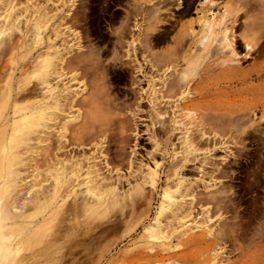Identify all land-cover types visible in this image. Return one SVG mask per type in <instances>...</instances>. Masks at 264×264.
<instances>
[{
    "label": "rangeland",
    "instance_id": "rangeland-1",
    "mask_svg": "<svg viewBox=\"0 0 264 264\" xmlns=\"http://www.w3.org/2000/svg\"><path fill=\"white\" fill-rule=\"evenodd\" d=\"M10 1L15 6L14 10L4 15L16 14L19 22H15L14 27H9V22L5 30L2 28L5 32L0 48V132L5 130L7 133L9 130L15 106L38 101L42 96L40 81L31 74L32 69H27L25 73L18 70L17 62L21 61V55L29 51L26 46L30 39L27 38L25 47L18 40L20 31L29 29L25 21L38 19L41 26L37 23L36 27L42 28V32L48 13L62 14L61 11L71 9L75 18L64 20L60 32L66 33L62 38L67 41L64 44L81 47L76 63L79 69L72 72L77 74L79 81L72 88L80 92V106L77 105L72 113L78 114L79 118L72 125L78 123L75 126L78 128L76 136L83 142L85 138L88 145L77 147L67 144L63 152L67 159L73 155L79 158H83L82 155L95 156L102 176L109 175V170L102 165L105 158L111 169L110 175L114 179L118 177V181L115 194L105 198L102 204H92L84 199V186L72 188L68 170L69 181L58 193L63 194V199L60 198L59 204L54 206L59 213H52L43 198L46 185L43 166L45 144L36 143L33 149L22 154L21 164L16 165L15 178L8 174V152L3 153L0 149V264H144L156 254L163 259L177 255L188 258L187 262H172L171 259L170 264H264L262 107L247 111L236 119L212 116L219 119L217 121L209 116L210 127L215 131L236 132V135L210 136L196 141L197 147L189 156L190 161L183 163L184 153L183 156L178 154L181 140L157 132L159 118L149 104L154 98L152 91L160 89L162 84L167 86L175 79L176 82L181 79L183 83L185 78L180 70L198 65L205 57L209 44L218 45L225 52L234 51V57L226 63L228 65L230 63L245 71L258 66L264 68V57L258 58L259 53L255 51L259 42L252 45L254 53L252 48L250 51L236 48L231 45L232 36L241 35V30L240 34L229 28L224 40L221 36L211 35L199 23L201 17L209 18L214 14L218 18L228 8L240 9V14L248 8H252L249 14H256V9H262V12H256L263 14L264 0H248L251 1L249 4L238 0L239 3L235 0H213L215 5H211L212 0H194L186 14L184 7L189 0H65L67 6L47 0ZM257 3L261 5L257 6ZM0 9L2 13L6 7L1 5ZM44 12L48 13L41 17ZM241 19L246 23L244 16ZM187 23V27L192 23L190 29L185 27ZM183 25L187 29L184 34L185 31L181 30ZM259 29V34L263 31L264 35V27ZM45 33L35 39V51L41 49ZM28 35L32 36L30 30ZM193 40L194 46L191 45ZM58 42L60 39L54 40V44L58 45ZM173 49H176V54L169 55ZM72 56H75L74 52ZM183 58H187V68L185 65L176 68V63ZM12 82L19 95L29 89L30 98L23 100L19 96L10 101L7 93ZM83 84L89 88L88 91ZM263 86L264 78L255 81L251 77L247 81V88L261 89ZM227 88L229 92H234L222 95L226 101L238 105L250 98L248 93L235 94L241 86ZM213 95L209 98L215 97ZM173 97L164 105L166 112H172L177 104V97ZM192 116L194 114L189 113V118L182 117V123L183 119L187 122ZM165 120L168 122L164 127H168L171 116L166 114ZM155 165V176L150 180L148 172ZM177 174L186 182L180 191H175L174 186ZM11 178L15 179V185L8 184ZM166 190L175 191L174 197L179 200L182 209L180 213L174 212V216L165 213L160 217L164 224L172 222L176 231L170 226L171 231L170 228L164 230H169L170 234L156 235V231L152 230L150 233L155 234H152L153 239L147 229L164 204ZM184 211L187 213L183 216ZM182 216L183 219H178ZM179 220L183 222V227L193 230L184 234L178 228ZM198 235L202 236L198 238ZM193 236H196L195 240L188 241ZM201 239L204 240L201 242ZM166 259L164 263L168 262Z\"/></svg>",
    "mask_w": 264,
    "mask_h": 264
},
{
    "label": "bare ground",
    "instance_id": "bare-ground-1",
    "mask_svg": "<svg viewBox=\"0 0 264 264\" xmlns=\"http://www.w3.org/2000/svg\"><path fill=\"white\" fill-rule=\"evenodd\" d=\"M47 1L59 2V3H62L63 6L66 5L65 0H47ZM193 1L194 0H189V2L187 3V7L186 6L184 7L185 14L189 13V10L192 6ZM238 1L239 2L243 1V4L244 2H246L245 4H249V2H251L248 0H238ZM11 3L12 2L10 0L7 2L5 0H0V7L1 5L6 7V9L2 13H0V24L3 26V27L0 26V48L2 47V44L4 43L3 36H4L5 31H3L2 28L5 30L9 22H10L9 24L10 26L8 25L9 27H11V25L13 26L15 22L17 23L19 22V19H18L19 17H17L16 14L13 16H11L10 14L11 11L14 10L13 7H15L14 5L12 6ZM211 5H215V2L214 1L211 2ZM260 5H258L257 3V6H260ZM243 6L244 5H242V9H244ZM69 7H71V5H69ZM208 8L210 9V6ZM251 9L252 8H248L247 11L245 9L246 12L244 13L242 11L243 13L240 14L239 13L240 9L238 10V9L228 8L218 18H216L217 16L214 17V14H212V16L209 18L201 17L199 19L200 20L199 23L202 26H205L211 35H214L215 37L221 36L222 38H224V40L227 38L226 33L229 28L239 31L238 33L240 34L241 32H243L241 35L238 34L239 36H232V38L233 37L234 38H233V41H231L233 43L231 45H233V47L235 45L236 48L243 47L247 49L248 51H250L252 48V45L253 44L255 45L256 42H257L256 44L258 45V42H259L258 50H255V51H258L259 53L258 58L259 57L261 58V57H264V35H263V31L262 33L259 34V31H260L259 28L264 27V23H263L264 22V16H263L264 12L263 14H258L256 12L258 11V9H256V11H254L256 14H254L253 12H252L253 14L252 13L249 14L252 11ZM260 10L258 12H262V9ZM46 11H49V10H46ZM7 12H10V13L4 15ZM61 12L63 13L62 14L57 13L55 15L54 14L49 15L48 12L46 13L44 12L41 15V17H44L48 13L47 15L48 17H47V20L45 21L44 28H43L44 32L40 31L42 28L40 29L39 27H36L39 24L38 19L36 20L33 18V19H27L25 21V24L27 25V27H29L28 30H30L32 36L28 35L27 29H25L24 32L20 31L18 40L20 41L21 46L22 47L26 46L25 42L27 38L30 39V42L26 46L27 49H29V51L27 50L26 53L23 52V55H21V61L17 62L18 70H21V71L24 70V73H25L27 69L29 68L32 69L31 74L34 75V77H36L37 79H39L40 84L42 85V89L40 88L41 85L39 87V89L42 91L40 92V95L42 94V96L38 101H35L32 103L29 102L22 106H15L13 108L14 118H13L12 124L10 125L9 130L7 131V133L5 130L4 131L2 130L0 132V149L3 153L8 152L9 154L8 157L10 158L7 164L9 177L15 176V173L17 171L16 165L21 164L22 162V160H20V157L22 156V154H24L28 150L33 149L36 143L41 142L45 144L46 154H45V158H44L45 160H44L43 166H44V182L46 183V185H45L44 192H43V198H44L46 207L48 208V211H51L52 213H57V214L59 212L56 211L54 206L56 204H59L60 198L61 200L63 199L62 197L63 194L60 195L58 193H59V189L65 184V182L69 181L67 179V176H68L67 173L70 172L69 177L73 183L72 188L77 187V186H84L85 188L84 199L88 200L89 203H92V204L94 203L102 204L105 198H108L112 194H115L116 185L118 181V177L114 179L112 175H110L111 169L109 168L110 167L109 163L108 161H106L105 158L102 160L103 162L102 165L104 169L106 168L107 170H109L108 171L109 175L102 176V174L100 173L101 166L99 168L100 164L97 163L95 156L82 155L83 158H79L73 155L67 159V157L64 155L65 152H63V150L67 148V144L75 145L77 147H81L83 144L84 145H88V144L85 143L86 141L85 138H83L84 139V142H83L79 140L78 136H76L78 134V128L75 126L78 123L74 124L75 126L72 125L79 118L78 114H76L75 112L74 114L72 113L73 109H75L77 105L80 106V101H79L80 92L72 88L73 87L72 85H74L75 82H79V81H78L77 74H73L72 72L74 71L77 72V70L79 69L78 64L76 65V63L79 60L78 57H80V54L78 53L81 51V47L79 46V47L74 48V46H68L67 44H64L63 42L67 43V41L63 40L62 38L66 36V33L60 32L61 31L60 28L62 27V22L66 20L67 18L73 19L74 12H73V15L71 14V9H68L66 12H64V10ZM243 16L246 19V23H243L241 21L242 20L241 18ZM38 17L40 18V16ZM229 22H230V26H227V23ZM191 24L189 25V27L191 26ZM187 26H188V23L185 25V27ZM182 27L184 28V25ZM189 27L187 28L190 29ZM183 28L181 29V26H180V29L185 31L182 34L186 33V30H187ZM42 33H45L44 42L41 43L42 45L41 49L35 51L37 46H34V41L36 38L38 39L42 35ZM56 39H60V42H58L59 43L58 45L54 44V40ZM181 39L183 38L181 37ZM191 45L193 46L195 45L194 40L191 43ZM190 48H193V47H190ZM219 48H218V45L217 46L216 45L214 46L213 44L207 45L205 49L206 50L205 57L203 58V60H201V62L198 65L196 64L195 66H192L191 68L186 69V70L181 69L180 71L183 76L182 75L180 76L185 78L183 83L180 82L181 79L179 80V78L181 77H179L178 80L180 83L176 82V79H175V82L171 84L169 82V85L167 86L165 84H162L160 89L158 88V89H155V91L154 90L152 91L154 98L149 102V104L151 106V109L155 111V114L159 118L157 122L158 126H156V130L159 134H162V135L169 134V136L173 137V139L181 140L179 142V144L181 145V148L179 149L181 151H179L178 154H180L181 156L182 153H184L183 163H188L190 161L189 156L191 155L193 150L195 151L194 148L196 146V143H195L196 141H202L210 136L211 137H219V136H230L231 137V136L236 135V132L226 131L223 133V132H220L219 130L215 131V129L210 127L212 124L210 122L211 118L217 119L215 118L217 115V116H222V117L224 116V118L226 116L232 119H236V118L242 117L245 112L250 111L256 107H260V108L262 107L261 109L264 112V86L261 89L247 88V81L249 80V78L254 77L255 81L256 80L258 81L264 78V68L263 67L260 68V66L255 65L256 67L257 66L258 67L253 68L252 70L249 69L245 71V70H240L239 68L235 66H231L230 63L228 65L226 63L228 60H232V58L234 57V51L231 50L229 52H225L224 50H220ZM222 49H224V47H222ZM252 49H253L252 53H254L255 52L254 47ZM175 50L174 49L173 51L170 50L169 55L176 54ZM73 52L75 56L71 57V54ZM153 58L156 59L154 55H153ZM11 61H13V57ZM31 64L33 65L31 66ZM183 65H185L187 68L188 66L187 58H183L182 60H180L179 63L177 62L175 66L176 68L178 66L182 68ZM176 68L174 69L175 73L177 70ZM194 77H196V81L194 80ZM83 85H84L83 88H86L88 91L89 88L85 86L86 84H83ZM232 85L233 87H237V86L242 87V88H239L238 90H235L236 95L248 93L250 94V98L249 97L246 99L243 98L244 100H242V102L238 105L234 104L233 102H230L229 100L226 101L227 99H225V97L223 98L222 95L225 96L229 93L231 94V92H234V91L229 92L228 91L229 89L227 88L228 86L231 87ZM243 86L245 87L243 88ZM28 90L25 91L26 94L24 92L23 95H19V93L16 92V90L14 89V84L12 82L10 83L7 97L10 101L14 100L15 98H18L19 96H20V99L23 98L24 100L27 97L30 98ZM172 93L175 95H170ZM219 94H220L219 96L220 98L218 97ZM210 95H213L215 97L209 98ZM173 96L177 97L176 98L177 104L175 103L174 110H172V112L169 113V110L168 112L164 110V107H165L164 105L166 104V101L169 100L170 97L174 98ZM189 113H193L194 116H192L190 120H187V122H185V120L183 119L185 123L184 122L182 123V117H186L185 119L189 118ZM166 114H169L171 116V120H169L168 127L166 126L164 127L165 123L168 122L167 120H165ZM209 116H211V118H209ZM212 116H215V117H212ZM217 121H219V119H217ZM217 121H215V123H217ZM251 134H254V133H251ZM253 138H255V136ZM253 138L252 140H254ZM155 168H156V165L154 168H150L151 170H149L148 172V178L150 180H152L153 177L155 176V171H154ZM68 170L70 171L67 172ZM112 179H114L115 181H112ZM174 181H175L174 186L176 187L175 191H180L182 184L186 183L178 174L175 175ZM7 182L8 184L12 183L15 185V179H12V178L8 179ZM20 182H22V179L20 180ZM174 192L169 191V190H166L164 192V195H163L164 204L160 206V209L156 213V217L154 218V223L151 225V227L147 229V232L150 233V231L151 232L156 231L154 232L156 235L157 234L163 235L164 233L166 234L169 230L171 231V228L174 229V227H172L173 225L172 222H168L164 224L162 221H160V217L163 214L172 213V215L174 216L175 215L174 212L179 211L180 213V210L182 209L181 204L179 203V200H176L174 197ZM36 196L38 197V195ZM30 201L32 202L33 199ZM16 202H14L13 204H15ZM18 203H21V202H18ZM195 205H198V204H195ZM195 205L193 207H195ZM202 205H203V201H202ZM15 207H18V206H15ZM20 208L22 209L21 206ZM13 210L17 211L16 208L15 209L13 208ZM186 213L187 211H184L183 216ZM183 216L178 219H183ZM165 218L166 219L168 218L167 215ZM175 218H172V219H175ZM177 223L180 224V227L178 226V228L184 234L187 233V231L193 230V228L187 229L183 227L184 224L183 222H181V220L177 221ZM167 228H170V229L167 232H165L164 230ZM174 231H176V229H174ZM149 233L148 235H151L149 237L151 238L153 237V239H155L154 238L155 234L152 233L154 235L153 236L151 233L150 234ZM170 233L168 232L167 234H170ZM196 236H193L188 241H191L192 239L195 240ZM200 236L198 235V238ZM157 237H160V236H157ZM202 240L204 239H201V242ZM197 242H200V241L198 240ZM142 257L143 256H141L140 259ZM185 257L183 255H180V256L177 255L176 257L166 256L165 258H167L166 260H168V262L164 263L163 260L165 258L163 259L162 257H159V255L156 254L155 256L147 260L144 259L146 260L144 264H149V262L150 264H170L169 260L171 259H172V262L173 261L187 262L188 258L186 259ZM127 264H130V263H127Z\"/></svg>",
    "mask_w": 264,
    "mask_h": 264
}]
</instances>
